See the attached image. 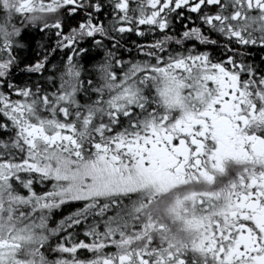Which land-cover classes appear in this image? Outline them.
<instances>
[{"label":"snow or ice","instance_id":"6c2138e0","mask_svg":"<svg viewBox=\"0 0 264 264\" xmlns=\"http://www.w3.org/2000/svg\"><path fill=\"white\" fill-rule=\"evenodd\" d=\"M0 264H264V0H0Z\"/></svg>","mask_w":264,"mask_h":264}]
</instances>
